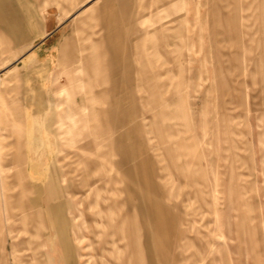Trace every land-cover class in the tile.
Wrapping results in <instances>:
<instances>
[{"label": "rangeland", "instance_id": "rangeland-1", "mask_svg": "<svg viewBox=\"0 0 264 264\" xmlns=\"http://www.w3.org/2000/svg\"><path fill=\"white\" fill-rule=\"evenodd\" d=\"M31 1L46 22L42 35L18 47L2 35L0 264H67L63 230L69 263L87 264L93 250L76 238L90 239V187L108 209L109 233L120 237L125 221L129 247H137L136 220L155 231L145 245L154 248L155 264H264V0H45L43 8ZM103 3L114 12V47L99 26L89 30L96 21L83 20L78 37L95 47L75 53L94 61L59 66L53 47L75 32L80 13ZM127 64L133 103L108 93L123 84ZM142 64L146 94H153L154 68L165 76L155 101L162 112L183 103L176 120L168 111L155 119L158 134L151 120L160 109H141ZM60 87L66 92L59 96ZM80 183L88 187L72 195ZM247 214L256 218L254 260L248 233H237ZM152 218L155 228L147 227ZM252 225L246 220V229ZM184 235L197 242L184 243Z\"/></svg>", "mask_w": 264, "mask_h": 264}, {"label": "crops", "instance_id": "crops-1", "mask_svg": "<svg viewBox=\"0 0 264 264\" xmlns=\"http://www.w3.org/2000/svg\"><path fill=\"white\" fill-rule=\"evenodd\" d=\"M23 1L25 2L23 3ZM75 2L76 0H73L72 3H75ZM45 3H46L45 0H40V4L42 5V8H43V4ZM92 5L89 7L87 11L80 13L83 15L82 17H78L76 19L75 32L68 35L67 37L62 38L59 41L58 45L56 47H53V49L55 48L59 52V58H58L59 66L65 67L66 65H71L74 63L81 64V62L83 61L84 62L90 61V60L94 61L95 57L93 55L83 58L80 55L79 56L76 55L75 53L76 46H79V48H81L80 49L81 53H84L85 51H88V50H94V47H95L94 45H92L90 38L83 39L81 37L80 38L78 37L79 35H82L85 33V28H82L83 20L96 21L94 22L93 27H91L89 30L92 31L94 28H97L99 26L101 32H103V34L105 33V36L102 37V40L103 41L106 40L108 43H111V45L114 47L115 35L113 34V31L115 29L113 27L112 20L110 19L113 16L114 12L109 8L107 4H104V3L94 5V6ZM66 8H67V11H66ZM66 8L63 7V11H65V15L67 13L68 15H66L63 18L67 19L70 16L69 14L70 12H69L68 7ZM34 14L35 13L33 11V2L31 0H0V56L3 55L2 53H4L3 52L4 49L2 47L3 46V40H2L3 36L2 35H6V37L9 38V46H16V47L20 46L28 36L42 35L41 28L46 24V22H44L42 18L38 19L37 16ZM98 21H101V22H98ZM47 62H49V60H47ZM51 62L52 61H50V63ZM27 68L29 67L28 66L24 67V69L26 70ZM125 68L127 69L126 76L124 77V79H119V82L120 83L123 82V84L120 85V84L115 83L110 88L109 90L110 92L108 93H111V94L120 93L122 94V97L126 98L127 101L130 100V102L133 103V94L131 92L132 90L128 86L132 84V79L130 76L131 66L127 64ZM146 68H147L146 65L142 64L138 69L137 83L140 85L141 90H142L141 91V95H142L141 109L143 111L145 109H150V110L160 109V113H158V115L156 116H153L152 118L154 123H152V120H151L152 134L154 133L158 134L157 132L158 125L155 124V119L160 117V115H165L168 111L169 114L172 116V118L175 117V120H176V117H178V112H180V109L183 103L181 100H179L177 101L176 104L170 105L169 109L164 107L166 111L163 110L162 112L161 107H158L160 105L155 104V101H157L156 99H158V104L161 101V96H162V91H161V84H162L161 81L162 80L161 79L165 76H162L160 72H157V70L154 68L152 71V77L150 80L151 84L153 85L151 89L153 91V94L152 95L149 93L146 94L144 90V86H143L147 82L146 80H149V77L148 76L146 77ZM38 72L42 74V77H44V70L42 68ZM170 73L166 76L169 77V80L171 81V78L173 79L175 75L172 74V72ZM179 75L180 76L182 75L180 71H179ZM59 81H60V76L57 77V82L59 83ZM169 85L171 84L169 83ZM48 92H49V88H48L47 93ZM65 92H66L65 88L60 87V89H58L55 94L60 96V95L65 94ZM94 99H97V95L94 96ZM147 100L152 101L151 106L150 104L148 106L146 105ZM175 105L177 106V109H175L176 111L173 110L174 108H172V107H175ZM32 106H33L32 101L30 103L25 102L24 110L30 111ZM134 109L135 107L131 108L126 113V115L129 118V121L133 119L132 115H134ZM141 116L143 117V114ZM179 120H181V115L179 117ZM118 121L119 123H121L122 121L121 115H118ZM129 130L130 128L127 129V131ZM185 133L186 132H183V134ZM86 187H88L86 184L84 185L83 183H80L79 186H76L71 189V193L72 195H75L76 193L79 192L78 190H82V189L85 190ZM233 188L234 187L229 185L230 192L233 191L232 190ZM89 189L90 190L86 189L84 194H86L85 199L90 198V196L93 194V201L89 204H86V210L91 212V214L93 215V220L91 221L90 225L87 227L88 233L90 234V239L86 238L85 236L76 238V241L80 244L83 241H86L87 243H89L88 247H90L93 250V255L89 257V260L86 263L87 264L88 263L98 264V259H102V260H105L107 264H134L135 261H136V264H155L153 262L155 258L154 248L152 247L146 248L145 246L146 243L150 242V237L154 238L153 233H155V231L154 230L145 231V229L143 228H145L146 221L136 220V225L138 229V239L136 240L137 247L135 248L129 247L128 245L132 241L129 242V237L126 234H123L124 231L121 229L122 227H125V224H124L125 221H122V223H120L121 224L119 227L120 234H121L120 237L118 238L116 237V231H112V233H109L110 225L108 223L109 221L107 220V218H109L110 216L108 215V211L106 213V210L108 209L101 202L102 200L99 199L100 194L95 191L94 192L91 191V187ZM200 194H203L201 190H200ZM229 201L230 203H233V204L234 202H236V201H233L232 197ZM85 202L86 200H84L83 202H79L78 200V205L85 206L84 205ZM59 206L61 208V211L65 213L64 206L63 205H59ZM206 207H208V205L207 206L204 205V207H202L201 210ZM78 217L83 219V214L79 212ZM246 220H249L253 224L250 230L246 229L245 227ZM254 220H256V218L255 219L252 217L250 218L249 214L242 215V217H240V220H239V222L241 223L237 225L240 227L237 233L240 231H241V234L246 233L247 235L248 233L249 249H250V254L253 256V260L255 259V253H256L255 251L256 250L255 249L256 223L253 222ZM112 225L113 224L111 223V226ZM147 225H149L147 227H152V228L157 227V224H155L153 218L152 220L148 221ZM61 227L64 228L66 226L61 225ZM103 229L105 230V232H103ZM71 233L75 234L74 230H71ZM100 238H103V241H100ZM59 239L61 241L62 249L65 250L64 255L67 260V264H70L69 260L71 259V256H72V248L68 240V231H65V230L61 231L59 235ZM183 239H184V243L193 244L197 242V240L194 241V238H191L190 236H187V235H184ZM183 239H181L180 241H183ZM200 244H201V249L203 248L200 253L206 252V246L208 245L207 242L206 244L205 243H200Z\"/></svg>", "mask_w": 264, "mask_h": 264}, {"label": "bare ground", "instance_id": "bare-ground-1", "mask_svg": "<svg viewBox=\"0 0 264 264\" xmlns=\"http://www.w3.org/2000/svg\"><path fill=\"white\" fill-rule=\"evenodd\" d=\"M196 254H198V252H196Z\"/></svg>", "mask_w": 264, "mask_h": 264}]
</instances>
